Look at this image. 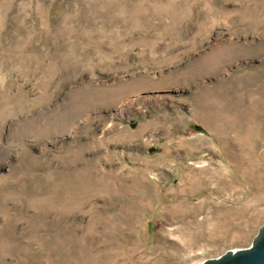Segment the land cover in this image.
Wrapping results in <instances>:
<instances>
[{
  "label": "rangeland",
  "instance_id": "obj_1",
  "mask_svg": "<svg viewBox=\"0 0 264 264\" xmlns=\"http://www.w3.org/2000/svg\"><path fill=\"white\" fill-rule=\"evenodd\" d=\"M263 227L264 0H0V264H206Z\"/></svg>",
  "mask_w": 264,
  "mask_h": 264
},
{
  "label": "water",
  "instance_id": "obj_2",
  "mask_svg": "<svg viewBox=\"0 0 264 264\" xmlns=\"http://www.w3.org/2000/svg\"><path fill=\"white\" fill-rule=\"evenodd\" d=\"M206 264H264V227L255 243L238 251H228Z\"/></svg>",
  "mask_w": 264,
  "mask_h": 264
},
{
  "label": "bare ground",
  "instance_id": "obj_3",
  "mask_svg": "<svg viewBox=\"0 0 264 264\" xmlns=\"http://www.w3.org/2000/svg\"><path fill=\"white\" fill-rule=\"evenodd\" d=\"M212 58V57H211ZM206 65V64H205ZM232 121V120H231ZM232 124V123H231Z\"/></svg>",
  "mask_w": 264,
  "mask_h": 264
}]
</instances>
